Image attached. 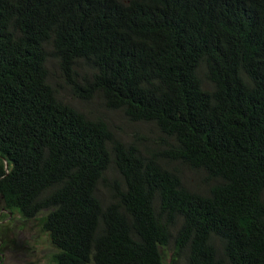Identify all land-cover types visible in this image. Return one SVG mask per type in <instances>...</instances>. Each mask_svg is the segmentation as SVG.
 I'll list each match as a JSON object with an SVG mask.
<instances>
[{"label":"trees","instance_id":"obj_1","mask_svg":"<svg viewBox=\"0 0 264 264\" xmlns=\"http://www.w3.org/2000/svg\"><path fill=\"white\" fill-rule=\"evenodd\" d=\"M0 209L51 264H264V0H0Z\"/></svg>","mask_w":264,"mask_h":264},{"label":"rangeland","instance_id":"obj_2","mask_svg":"<svg viewBox=\"0 0 264 264\" xmlns=\"http://www.w3.org/2000/svg\"><path fill=\"white\" fill-rule=\"evenodd\" d=\"M62 94L67 102L71 101L68 94ZM82 109L85 113L91 108ZM119 116L117 113L111 114L109 120L121 140L129 138L134 130L147 132L146 127L133 129L125 126ZM188 182L192 183L193 180L188 178ZM99 194L102 198L107 196L105 190H101ZM3 213L0 209V264H51L55 250L47 234L40 230L37 221L23 220L17 214L4 218ZM161 252L163 262L167 263L170 249L164 248ZM176 264H182V260L179 259Z\"/></svg>","mask_w":264,"mask_h":264}]
</instances>
